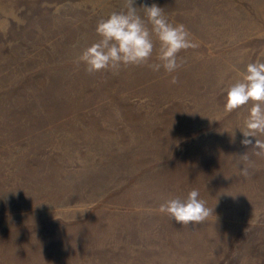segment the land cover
<instances>
[{
  "label": "rangeland",
  "instance_id": "1",
  "mask_svg": "<svg viewBox=\"0 0 264 264\" xmlns=\"http://www.w3.org/2000/svg\"><path fill=\"white\" fill-rule=\"evenodd\" d=\"M153 3L198 44L172 74L77 64L126 0H0V264H264L251 105L224 111L264 62V0H136L138 14ZM193 189L205 221L159 211Z\"/></svg>",
  "mask_w": 264,
  "mask_h": 264
},
{
  "label": "clouds",
  "instance_id": "2",
  "mask_svg": "<svg viewBox=\"0 0 264 264\" xmlns=\"http://www.w3.org/2000/svg\"><path fill=\"white\" fill-rule=\"evenodd\" d=\"M135 4L136 0H126L125 10L113 12L98 21L96 33L100 39L77 57V64H84L89 74L118 72L122 66L132 65H145L156 72L163 69L172 74L182 66L179 53L198 47L185 25L170 23L161 7L155 3L143 5L145 19L138 14ZM153 37L159 43L157 63H149L156 50ZM170 82L176 84L178 80L173 76ZM249 104L243 130H240L244 137L241 143L251 145L254 154L264 158V139L259 138L264 137V62L247 64L242 79L227 89L224 111L231 113ZM240 157L246 165L241 167V175L247 176L249 157L246 153ZM159 211L183 225L199 224L210 215L195 189L186 199L173 198L162 203Z\"/></svg>",
  "mask_w": 264,
  "mask_h": 264
}]
</instances>
